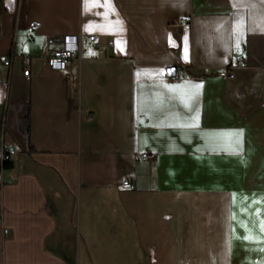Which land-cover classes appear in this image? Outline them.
Returning a JSON list of instances; mask_svg holds the SVG:
<instances>
[{
  "label": "crops",
  "instance_id": "0c3cea01",
  "mask_svg": "<svg viewBox=\"0 0 264 264\" xmlns=\"http://www.w3.org/2000/svg\"><path fill=\"white\" fill-rule=\"evenodd\" d=\"M1 112L0 264L264 258V0H1Z\"/></svg>",
  "mask_w": 264,
  "mask_h": 264
},
{
  "label": "built area",
  "instance_id": "2783aa9c",
  "mask_svg": "<svg viewBox=\"0 0 264 264\" xmlns=\"http://www.w3.org/2000/svg\"><path fill=\"white\" fill-rule=\"evenodd\" d=\"M186 19V18H185ZM38 27L37 20H30L26 25V33L28 39H32L36 34V29ZM79 34H62L54 35L50 34L45 36L42 43V49L44 52L45 63L50 69H62L65 64L76 58L75 46L77 45ZM93 35L88 34L87 39L91 40ZM58 44L56 46H51L52 44ZM241 58L237 59L239 62ZM9 57H5L2 60V64H8ZM22 73L26 75L28 73L27 68L22 70ZM183 75V69L176 65H167L164 67V77L169 81H174L179 79ZM3 130V116L0 113V168L1 163L8 160L9 156L13 153V149L9 146L4 145L1 142V133ZM136 157L145 158L146 154H138ZM1 184V180H0ZM122 186L126 188H133L134 185L131 181L124 179L122 181ZM2 234H7V229L2 228Z\"/></svg>",
  "mask_w": 264,
  "mask_h": 264
},
{
  "label": "rangeland",
  "instance_id": "374dc122",
  "mask_svg": "<svg viewBox=\"0 0 264 264\" xmlns=\"http://www.w3.org/2000/svg\"><path fill=\"white\" fill-rule=\"evenodd\" d=\"M248 235H252L254 237V239L252 240H248L245 239L246 236ZM245 242L247 243V245H261V242L264 240V234L261 232L260 230V224L258 227L256 228H252V229H248L247 232L243 235ZM202 264H222L220 262L214 261V262H203ZM256 264H264V258H259L258 262H256Z\"/></svg>",
  "mask_w": 264,
  "mask_h": 264
},
{
  "label": "snow or ice",
  "instance_id": "6c2138e0",
  "mask_svg": "<svg viewBox=\"0 0 264 264\" xmlns=\"http://www.w3.org/2000/svg\"><path fill=\"white\" fill-rule=\"evenodd\" d=\"M239 45H237L238 47ZM185 59H187V49H185ZM199 87V86H197ZM196 119L198 120V116L196 117ZM254 203H256V201H254ZM257 214H259V209L257 210ZM260 230L262 233H264V220H261L260 222ZM245 239H248V240H252L254 239V237L252 235H248L245 237ZM262 251H264V249H262Z\"/></svg>",
  "mask_w": 264,
  "mask_h": 264
},
{
  "label": "trees",
  "instance_id": "16d2710c",
  "mask_svg": "<svg viewBox=\"0 0 264 264\" xmlns=\"http://www.w3.org/2000/svg\"><path fill=\"white\" fill-rule=\"evenodd\" d=\"M0 6H1V0H0ZM9 166L8 160H5L1 163V168H6Z\"/></svg>",
  "mask_w": 264,
  "mask_h": 264
}]
</instances>
